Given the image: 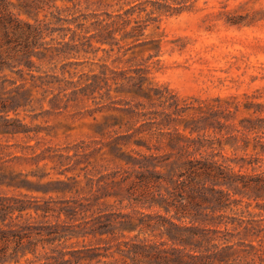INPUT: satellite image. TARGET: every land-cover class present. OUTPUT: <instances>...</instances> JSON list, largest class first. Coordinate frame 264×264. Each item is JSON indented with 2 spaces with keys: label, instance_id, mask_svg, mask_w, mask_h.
Here are the masks:
<instances>
[{
  "label": "rangeland",
  "instance_id": "rangeland-1",
  "mask_svg": "<svg viewBox=\"0 0 264 264\" xmlns=\"http://www.w3.org/2000/svg\"><path fill=\"white\" fill-rule=\"evenodd\" d=\"M145 1L11 0L13 13L43 29L37 44L40 57H33L29 70L53 81L34 86L32 100L25 105L0 112L38 130L29 133L32 139L24 134L0 135V202L40 206L23 211L19 220L31 224L23 232L36 241L35 252L13 253L10 241L6 254L11 259L0 264H35L48 254L70 262L65 264H114L119 258L114 238H130L135 232H95L100 221L110 218L98 216L131 210L128 200H121L126 191L123 183L109 189L110 195H103L104 189L93 191L96 184L110 182V172L117 179L127 173L128 164L109 152L108 143L118 138L130 151L141 149L134 141L140 136H152L153 142L160 130L174 133L173 125L161 123L164 111L189 120L203 116L208 107L230 108L228 120L223 112L219 115L223 128L202 122L206 127L192 134L205 143L200 152L228 158L235 170L264 175V153L254 139L258 134L264 139V133L240 122L264 115V110L255 111L256 102L264 105V0H195L189 9L147 21L133 37L120 39L123 32L116 30L112 39L104 41L101 32L113 29L107 25L114 15L134 6L132 18H149L150 4L139 11ZM26 72L28 68L24 74L30 76ZM139 75L147 76V83L160 87L161 93L147 100L123 91L138 83ZM2 78L20 77L5 70L0 72ZM127 134L130 141L124 143L121 137ZM22 144L36 145L23 152L17 146ZM37 152L47 157L23 158ZM10 171L29 181L21 183L19 178L8 184ZM235 196L239 202H252L251 213L264 217V208L256 206V202L264 204V198ZM54 223L59 226L51 230L59 233L48 235V226ZM149 234L142 232L140 237ZM89 248L93 251L85 252Z\"/></svg>",
  "mask_w": 264,
  "mask_h": 264
},
{
  "label": "trees",
  "instance_id": "trees-1",
  "mask_svg": "<svg viewBox=\"0 0 264 264\" xmlns=\"http://www.w3.org/2000/svg\"><path fill=\"white\" fill-rule=\"evenodd\" d=\"M194 2L195 0L145 1L143 3L147 4H143L139 11L146 10V6L150 4L147 11L149 18H132L135 11L133 6L122 14L114 15L107 25L113 29L105 34L101 32V35L106 41L114 37V31L120 30L123 32L120 39L133 37L146 27L147 21L189 9ZM12 4L11 0H0V72L16 71L20 78L0 79L1 113L25 105L26 101L32 100L34 86L49 85L53 81L29 70L34 66L33 57H40L37 44L43 37V29L13 13L10 9ZM129 25L131 26L128 29ZM25 68H28L26 73L30 76L24 74ZM36 79L38 84H35ZM123 79L130 80L126 77ZM7 80L11 85L9 88L6 87ZM138 80V83L130 84L123 91L147 100L161 93L160 87L147 83V76L139 75ZM172 96L175 97V94L172 93ZM245 107L250 108L247 104ZM219 110L208 107L203 116L189 120H180L164 111L165 116L161 123L173 125L175 132L160 130L159 136L157 134L153 142H150L152 136H140L134 141L141 149L127 151L118 138L108 143L109 152L128 164L127 173L117 179L114 172H110V182L96 184L97 188L93 191L104 189L103 195H110L109 189H115L123 183L126 191L121 200H128L126 205L131 210L113 211L98 216L99 220L103 217L110 218L107 222L100 221L101 226L94 231L100 234H114L115 231L135 232L130 238L125 235L122 239L114 238V251L119 255L114 264H264V217L251 213L249 207L252 202H239L241 199L235 196L238 194L249 199L264 198V175L235 170L227 163L228 158L220 160L215 152L203 154L200 151L205 143L192 136L194 132L206 127L202 122L223 128L225 122L219 119L220 113L223 112V117L228 120L233 111L230 108ZM263 110V103L256 102L255 111ZM0 118V135L15 137L24 134L32 139L34 136L29 133L38 131L32 130L19 119L11 121L12 119L2 114ZM244 121L249 124H244ZM240 122L244 128L264 133V115L244 117ZM164 136H167L166 140ZM121 138L124 143L130 141L128 134ZM254 139L257 143L255 145L264 153V139L259 134ZM35 145L17 146L21 151L28 152L33 151ZM166 147L169 148L164 153H159ZM130 152H134L136 156ZM46 157L41 152L23 156L24 159L32 158L36 161ZM9 174L12 176H9L8 184L16 183L19 178L21 183L29 181L13 171ZM92 184L93 182L90 187ZM29 203L0 202V263L11 257L6 254L10 241L14 244L13 253L20 252L24 256L27 252H35L36 241L30 238V234L23 232L31 224L19 222L23 211L32 207L35 210L40 208ZM256 206L264 208V204L260 202H256ZM48 209L43 208V211ZM54 226L59 224L48 226V235L59 233L58 230H51ZM147 231L150 232L149 236L141 238V233ZM92 251L89 248L85 252ZM63 254L65 252L61 253ZM85 255L91 257L88 253ZM44 259L45 261L35 264L70 263L63 257L57 260L49 254Z\"/></svg>",
  "mask_w": 264,
  "mask_h": 264
}]
</instances>
